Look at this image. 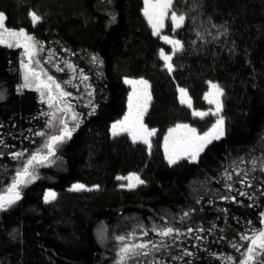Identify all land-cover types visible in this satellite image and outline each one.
<instances>
[{
	"label": "trees",
	"instance_id": "16d2710c",
	"mask_svg": "<svg viewBox=\"0 0 264 264\" xmlns=\"http://www.w3.org/2000/svg\"><path fill=\"white\" fill-rule=\"evenodd\" d=\"M185 5L188 18L184 26L170 33L181 42L182 50L172 54L173 71L169 73L160 58V50L165 45L145 23L144 0H0V13L6 16L7 28L24 29L42 45L41 59L53 62L61 70L60 73L53 72V76L61 81H70L74 85L71 89L77 88L80 93L88 85L92 95H95V90L97 95L99 87L94 82H100L98 93L101 92L100 97L105 100L102 103H107L101 107L94 121L90 120L86 125L83 121L67 147L82 157L73 167L70 177L96 185L99 191L62 193L50 207H43L39 199L34 203L36 206L21 201L16 209L1 213L0 264H108L106 248L98 244L93 235L102 217L112 220V217L120 218L126 214L150 216L153 220L128 228L123 236L130 237L129 243H157L161 238L154 229L173 227V222L154 212L152 203L164 200L169 212H176L178 216H182L185 210L198 209L196 198L179 191L177 185L190 167L186 161L169 167L161 148L162 137L168 128L191 117V109L180 103L179 88L187 91L193 109L205 110L207 103L204 96L209 85H218L227 108L229 131H247L253 107L261 109L264 115V0H186ZM29 12L41 17L35 26ZM49 37L70 48L71 56L80 57L76 55L80 53L81 58L87 61V67L93 65L91 75L85 74V68H80L78 73L63 67L59 61L58 65L53 45L43 41ZM5 48L0 49V55L6 57L0 67V82L5 90H10L14 79L8 78V75L15 69L12 57L15 51ZM17 53L16 67L19 69L20 49ZM90 53L98 54L95 63L89 61ZM80 73L87 77L86 81L81 79ZM19 76L18 70V83ZM125 77H146L156 86V107L149 118L150 126L155 128L150 151L143 143L131 142L127 135L111 136L106 125L108 114L114 111L109 110L110 102L105 93L110 88L108 94L111 96L115 92L124 93ZM104 87H107L106 91ZM24 95H12L14 100L10 102L14 106L7 103L0 106V145L4 139L18 146L26 145V149L21 151L24 153L21 159H13L15 150H12L5 163L8 167L0 164L3 171L7 170L6 175H1L0 190L12 183L16 172L29 157L30 143L37 140L35 133L45 128L44 119L39 116L36 93L27 90ZM26 101L33 104H26ZM256 133L257 141L251 146L254 150L263 145L264 118L262 128ZM212 150L215 157L203 163L202 184L205 188L213 179L217 180L219 168H223L229 160L227 156L234 152L225 143ZM135 171L143 173L142 185L128 190L113 186L114 177ZM168 171V181H164ZM38 191L39 187L35 185L25 196L38 198ZM248 200L243 201L245 216L230 215L227 223L232 233L234 228L241 231L239 238L241 234L251 235L254 230L250 224L246 226L250 215H253L250 220L256 218L253 222L256 220L261 227L264 207L258 211L253 199ZM212 203L217 219L226 215L227 205L224 209L218 201ZM254 209L258 211L257 215ZM125 222L132 225L130 219ZM213 238L218 248H227L231 244L228 241L232 240L227 237L222 239L218 230ZM202 242L194 243L196 250L203 251L195 255L202 253L207 258H203L205 262L223 261V257L215 256L214 252L212 257L202 249ZM117 243L121 246L118 239ZM185 243L188 244L187 241ZM193 245H188L191 246L188 250L192 251ZM230 249L227 248V254L223 256H231L234 261L231 260L230 264H237L245 248L242 246L240 251L233 247ZM185 252L178 249L176 255L188 262L192 255H184ZM172 262L174 260L169 263L175 264Z\"/></svg>",
	"mask_w": 264,
	"mask_h": 264
},
{
	"label": "rangeland",
	"instance_id": "374dc122",
	"mask_svg": "<svg viewBox=\"0 0 264 264\" xmlns=\"http://www.w3.org/2000/svg\"><path fill=\"white\" fill-rule=\"evenodd\" d=\"M185 1L186 0H173L172 8L169 10V14L165 16L163 20V27L160 29V34L157 35L160 41L165 45L160 50V53L161 51H163L165 55H170L171 57H172V54H174L173 46L169 43H166L163 39H161V37L168 36L169 39L176 40L170 34L173 31V25L171 21V12L176 11L177 14H183L185 15L186 20H187L188 8L185 5ZM145 21H146L145 22L146 25L151 28L146 18H145ZM111 33H113V31ZM45 40L51 43L53 45V49H54L53 51L57 52L56 53L57 55H54V56H55V62L58 65L59 63L57 61H59L61 65H63V67H67V68H69L67 65L70 64L72 67L69 69L72 71L78 72V73L81 71L79 70L80 68H82L83 70L85 68L87 70L85 74L88 73L87 75L89 76L91 75L90 70H91V67H93V65L91 64L90 67H87L88 63L87 61H84L81 58V55H79L80 53L76 54L77 56H80V57L71 56L72 50L62 45L61 42H59L57 39L49 37V38H45L43 41L45 42ZM2 46L6 47L5 49H7V51L8 50L15 51L16 53H17V49H20L22 57H21V61L19 64V69H18L16 67V60H17L16 54L15 52H13L14 54H12V57L15 63V69L10 72L11 74L8 75V78H12L14 79V81L12 83L10 90L9 89L5 90L3 83L0 82V106L5 105V103L9 104L8 106L10 105L14 106V104L10 102L14 100L12 95L17 96V97L19 96L25 97L24 94L27 93V90H32L36 93V99L40 105L39 116L40 118L44 119L45 128L42 132H44L45 135L35 136L37 137V140L33 143H30L31 152L29 151V156L36 151H40L42 155H47V150L43 147V145L45 141L51 135L58 134L59 128H60V125H59L60 119L66 120L68 127L73 128L75 127L76 121L72 120V115L73 113L77 114L79 127L75 128V131L72 132V135H73V133L77 132L78 129L82 126L83 121L85 125L90 120L94 121V118L97 117L98 112L101 110V107L107 104V103H102V101H105V100L101 99L100 97L101 92L98 93L100 82L99 83L94 82L96 85L99 86L97 88V95H96V90H95V95H92V89L91 87H88V85L81 90V92L85 94L77 92L78 91L77 88L71 89V87H73L74 85L72 83H69L68 80L61 81L55 76H53V72L56 71L57 73L58 72L60 73L61 70L57 67V65L54 66L53 62L50 63L49 61L42 60L40 56L41 51H39L38 54L33 57V63L30 65V68L34 71L41 73L40 80L48 82V77L51 76L53 80L56 82V84L60 85L63 91L70 93V95L65 98V101L67 104L72 106L71 112L58 113L56 121L54 122L53 126L49 127L48 121L50 117L46 114L54 111L55 109H50L48 106V102H47L48 89L41 88L37 90L35 81L33 82V86L31 88H23L22 85L24 84L25 69L21 65H22V62L23 63L28 62L27 57L24 56L23 54L24 49L16 48V47L9 48L5 45H2ZM2 46L0 47V49H3ZM39 46H42V45L39 44ZM167 48H168V52H167ZM118 49H120V46H118ZM95 56L99 58L98 54L90 53L89 61L91 63H93L92 58ZM5 60H6L5 55L4 54L0 55V67L3 66V64L5 63ZM37 62H38V65H37ZM173 62L174 61L172 58V60L170 61L172 66H173ZM74 67L75 68L78 67L77 68L78 70H76ZM18 70L20 73L19 83H18ZM78 75L81 77L82 80H85V81L87 80V78L84 79L85 76H82L81 73ZM126 80L133 81V82L143 80L147 82L148 87L147 89H145L144 86L139 83H135V84L125 83ZM123 82L125 84L126 90L122 94L115 92V94H117L118 97H116L115 94H113L114 97L108 94V90H110L111 88L107 90V87L106 89L104 87L105 91L107 90L105 93V98H107L108 102H110L109 110L112 109L114 111L113 114H110V115L108 114L109 118L106 120L107 121L106 125L107 127H109L111 136H113L112 125L116 123L117 121L122 120L124 116L128 114L130 94L133 95L134 109H135V105L137 102L136 98L138 96H140L143 99L142 94L144 92H146L147 95L150 96V100H148L147 102V110L144 112V115L142 117V123L149 130L155 129L151 127L149 123V118L152 115L156 107V101L158 97V92L156 91V86L154 85V82L146 77H137V78L125 77L123 79ZM94 83L92 87L95 86ZM51 87H52L53 93L55 94V85H52ZM134 89H135V92H134ZM25 90L26 92H23ZM210 91H214V90L210 89L209 87L206 93ZM41 92L44 93L43 99L41 97ZM89 93H91V95H89ZM221 97L222 96L219 97V103L221 105V109L218 113V116L209 114V115L204 116L203 118H200V117L193 116L191 114V117L188 120H184V121L177 123V124H187L190 127H194L196 128L197 132L202 135L203 133L209 131V129L212 128V125L216 123V120L218 118L223 120V129H224L223 136L219 140H213L204 149V151H202L199 154L195 162H189L187 158H183L177 161V163L181 161H186L190 167L186 176L179 179L178 184H177L178 189L179 191L183 192L185 195L191 194L192 196H194L197 201L196 205H198V209L195 208L192 210L189 209L188 211L185 210V212L189 213V215L185 217L184 214L182 216H178V213L176 212H169V206L165 205L164 200L152 203L154 207H151V209L153 211L155 210L154 212H157L159 215L163 216L164 218L171 219L173 222L172 223L173 228L179 230L180 235L174 236L173 238H169L168 240H165L164 242L165 246L161 247V250L159 252H154L148 257L141 256L136 261H130L129 264H147V261L149 260H159L161 264H170L169 262H171L172 260H174V262L172 263H175V264H224L223 261L220 262L219 260H216L218 262H213V261H208L209 263L205 262L206 260L204 259H207V258H205L202 253H198L197 255H195L197 252H203L201 250H196L195 244L197 245V241H203L202 242L203 247L201 248L202 249L204 248V250H206V252L209 253L210 256H212V254L214 253L218 254L217 252H222L223 253L222 255H219V254L218 255L214 254V255L225 257L223 255L227 254V248L230 249L233 243L241 245V248L242 246H244L239 238V234L241 231L237 228L236 229L234 228L235 232L232 233L231 230H229L227 223H228V220L230 219V215L232 216L236 215L235 217H240V218L245 216L244 215L245 208L243 207V201L245 200L249 201L248 199H253L255 203L254 205L257 206L256 208L258 209V211L262 207H264V172L260 171V161L264 159V141H262L263 145H261L260 148H258V146L256 147V150L251 148L252 144L255 141H257L256 132L260 130L263 126L264 115L261 109H257L256 107H253L251 110V114H250L251 116L249 120V129L245 132L237 131L234 129L233 131L232 129H230L229 131L228 125H227L228 124L227 108H226V105L223 103ZM205 101L207 103V108L205 110H195L192 108V106L188 107L187 104H184V105L191 109V113L194 110L199 111V112H206V113H211V112L216 111L215 104H209L207 100ZM25 103L26 104L32 103V101H28V102L26 101ZM107 111H108V108H107ZM176 125L168 128L164 132L163 137H162L161 148H162L163 155L167 163H168V159L166 158L165 148H164L165 137L168 136L169 129L175 128ZM120 135H127L130 141L132 142L131 137L126 132H123ZM180 135H182V132L174 133L173 137L170 138V141H169L170 144L172 142V139ZM154 136L155 135L149 138L150 141L152 140ZM69 140L70 139H65L63 143L56 145L55 155L49 157V159L45 161L43 164H38L34 166L32 171H33V175L35 178L34 179L29 178L31 182L19 187L18 191L20 192V199L17 200L12 205L8 206L5 210H0V214L16 209L17 206L21 203V201L30 202L31 204L33 203V205L36 206L34 203L39 199L40 204H42L43 207L45 206L50 207L54 204V201L58 195L62 193L75 192L71 190L72 186L75 184H82L85 186V189H87V190H81L79 192L84 191V192H89V193H96L99 191V187H97L96 185L86 183L84 181H81L80 179H72L70 177V174H72L73 172V167L75 166L76 163L80 162L79 159H81L82 157L79 155H76L73 149L71 148H69V150L67 149V147L69 146V142H70ZM222 143L223 144L225 143V145H228L229 147H231V149H233L234 152H232L230 155L227 156L226 159H229V160H227V162L223 165V168L220 167L219 170L217 169L219 171L217 180L216 178L213 179L210 185L205 188L204 185L202 184V180H203L202 170L204 171L205 169V167H203L204 166L203 163H206V161H210L215 157V154H213L212 149H214L215 146L217 147L218 145H221ZM25 147H26L25 144L18 146L14 144V142L12 141L10 142L9 140L4 139L2 141V144L0 145V164L8 167V165L5 163L7 159L9 158L10 151L15 150L14 153H16L17 151L21 152L24 150ZM253 160L256 161L255 165H253L252 163ZM175 164H171V165L169 164V167L171 168ZM1 170L2 168L0 167V179L2 178L1 175L7 174L5 172L7 170L5 171L3 170L1 171ZM169 171L165 173L164 181L165 180L168 181V177L170 174ZM237 171L241 172V176L236 175ZM244 171H248L247 177H243ZM130 175L139 176V178L143 180L142 179L143 173L141 171H135V172L128 173V174L117 175L116 177H114L113 186L119 189L128 190L129 188L127 187V185L129 181L127 179L118 180L117 177L118 176L128 177ZM228 175L232 176V180L227 179ZM242 178L245 179L246 183L242 184L239 182ZM248 183H250L252 186L248 187L247 186ZM10 185L6 187L1 186L3 189L1 188L0 190V196L7 195V189L10 187ZM35 185L39 187L38 198L37 196L36 197L27 196L26 197L25 196L26 192L32 187H34ZM140 185L142 184H137L136 187ZM227 185H231L233 190L229 191L227 188ZM134 188H131V189H134ZM241 191H243L246 194L241 196L239 194ZM48 192L55 193V199H49V202L46 203L44 197H45V194ZM225 196L229 197V199H222V197H225ZM212 201L213 202L218 201L221 208L227 205L228 208L225 209L224 207L225 212H227L226 215L223 214V217L219 216L220 219H217L218 215H216L215 212L213 211ZM254 211L257 215L258 211L255 209ZM262 213H264V210L262 211ZM250 216L251 217L248 219V221H250L251 223H248L246 226L250 224V228H253V229L260 228L256 220H255V223L253 222L254 219L256 218H253L252 220H250L253 215H250ZM128 219L132 220L131 226H129L128 224H125L126 223L125 221ZM151 220L153 219L150 216L146 218L143 216L142 217L137 216L136 214H131V215L126 214L124 215V217H120V218L112 217V220L110 218H105V217L101 218V221L98 222V224L93 230V235L96 238V242L106 248V252L109 255L108 264H116V261L118 259L116 254L119 251V248L121 246L117 243V237L123 236L125 234V231L128 228L132 226H140L143 222H149ZM189 228L193 229V231L189 232L188 231ZM196 229H203V231L197 232ZM217 230L221 232V236L223 237L222 239H224L225 237H227L228 239H232L231 241H228V242H231V244L227 245L228 246L227 248L225 246L224 248L220 246L218 248V243L213 241L214 240L213 234ZM13 231L15 232L16 230L14 229ZM191 233L192 234L195 233V235L193 234L190 236ZM196 233H200V234L197 235ZM197 236H199L200 239L195 240ZM186 241L188 242L187 245H185ZM138 243H140V241H138ZM158 243L159 241L157 242V244ZM188 245H193L192 251L188 250V248L191 247ZM178 249H180V251L182 250L183 252H185L186 250L192 253L191 258L188 261L189 263L187 261H184V257L182 256L178 258V255H176V251ZM173 257H176L177 259H174ZM232 261H234V258H232Z\"/></svg>",
	"mask_w": 264,
	"mask_h": 264
},
{
	"label": "snow or ice",
	"instance_id": "6c2138e0",
	"mask_svg": "<svg viewBox=\"0 0 264 264\" xmlns=\"http://www.w3.org/2000/svg\"><path fill=\"white\" fill-rule=\"evenodd\" d=\"M173 0H144V9L143 14L148 21V24L152 28V34L157 36L160 34V29L163 27V20L165 16L169 14V10L172 8ZM33 26L39 23L41 17H39L35 12H29ZM6 16L3 13H0V45H5L9 48H23L24 56L27 57V63L22 62V67L25 69L24 74V84L23 88H31L33 82H36V89L41 88L48 89V106L50 109H55L54 111L47 113L50 117L48 121V126L52 127L56 121L58 113H68L72 111V106L67 104L65 98L70 95V93L65 92L61 89L59 84L53 80L51 76L48 77V82L40 80L41 73L34 71L30 68V65L33 63V57L38 54L39 51H42V46H39V42L34 39V37L27 33L24 29L12 30L8 29L5 26ZM186 20L185 15L177 14L176 11L171 12V21L173 25V31L184 26ZM166 43H169L173 46V52H178L182 50V44L179 40L169 39L168 36H162ZM160 58L164 61L165 67L168 69L169 73L173 71V66L170 63L172 57L170 55H165L163 51L160 53ZM95 63L97 58H92ZM38 65V62H37ZM69 68L72 66L67 65ZM87 77H84L86 79ZM70 83V81H69ZM125 83H139L147 89L148 85L146 81H125ZM52 85H55V94L52 91ZM210 91L205 94L204 99L208 101L209 104L216 105V111L211 113L193 111L192 115L196 117L203 118L206 115L218 116V113L221 109L219 103V97L223 95L222 90L218 85L210 84ZM180 93V103L187 104L188 107H191V98L188 96V93L185 89L179 88ZM135 92V89H134ZM91 95V93H89ZM44 93L41 92V97L43 99ZM143 99L138 96L136 98L137 102L135 109L133 107V95H129V111L128 114L124 116L122 120L117 121L112 125V134L113 136L120 135L123 132H126L132 139L133 143L142 142L146 144L151 150L150 137L155 135V129L149 130L143 123L142 117L144 112L147 110V102L150 100V96L146 92L142 94ZM62 105V106H61ZM94 111V109H93ZM72 120L76 121L75 127L69 128L67 121L64 119L59 120V132L58 134L51 135L44 143L43 147L47 150V155H42L40 151L32 153L29 158L25 160L22 165V168L18 170L15 174V177L7 189V195L0 196V210H5L8 206L15 203L20 199V192L18 191L19 187L26 185L31 182V179H34L33 171L35 165L43 164L49 159V157L55 155V146L61 144L65 139H70L72 132L75 131L76 127H79L77 114L73 113ZM182 132V135L172 139L170 144V138L173 137L174 133ZM224 134L223 129V120L218 118L216 123L212 125V128L209 131L199 134L194 127H190L187 124H177L175 128L169 129L168 136L165 137V155L168 159V163L175 164L178 160L187 158L189 162H195L199 154L204 151V149L213 141L219 140ZM37 136H44V132L35 133ZM24 156L23 152H16L12 154L13 159L19 160ZM255 165L256 161H252ZM260 171L264 172V159L260 161ZM237 176H241V172H236ZM248 176V171L243 172V177ZM118 180L127 179L129 181L127 187L129 189L136 187L137 184H143L144 181L136 175H130L128 177H117ZM228 180H232V176H227ZM240 183H246L245 179H241ZM248 187L252 185L247 184ZM229 191H232V186L227 185ZM72 191H81L87 190L82 184H75L72 186ZM241 196L245 195L243 191L239 193ZM45 202H49V199H55V193L48 192L45 194ZM222 199H229L225 196ZM189 213L185 212L184 216H188ZM183 219V217H182ZM249 223H251L249 221ZM261 227L254 229L251 232V235L241 234L240 240L245 241L244 245L245 251L242 253V258L237 261V264H264V213H261L260 219ZM157 232V235L161 238L159 243L154 242H140V243H129L130 237L118 236L117 239L121 243V247L117 252V261L116 264H129L130 261H136L139 257H148L154 252H159L161 247H164L165 240L173 238L174 236L180 235L179 230L174 229L173 227H161L159 229H154ZM189 232H192L193 229L189 228ZM197 232L203 231V229H196ZM147 235V233H144ZM196 239H200L199 236ZM232 247L236 251H240L241 245L233 243ZM184 255H192L190 252H185ZM177 259L176 257H173ZM224 261V264H230L232 257L227 256L221 258ZM147 264H161L159 260H149Z\"/></svg>",
	"mask_w": 264,
	"mask_h": 264
}]
</instances>
